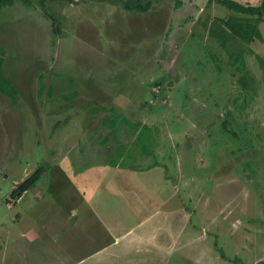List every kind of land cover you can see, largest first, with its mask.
Here are the masks:
<instances>
[{"label": "rangeland", "instance_id": "374dc122", "mask_svg": "<svg viewBox=\"0 0 264 264\" xmlns=\"http://www.w3.org/2000/svg\"><path fill=\"white\" fill-rule=\"evenodd\" d=\"M150 1L144 11L125 0L0 5L2 70L17 89H0V264L47 263L52 255H38L44 245L25 232L67 225L71 183L58 162L71 166L77 152L87 162L117 159V147L123 162L146 161L153 149L149 159L178 181L193 176L185 208L209 239L160 264H229L222 253L264 264V21L263 39L250 40L221 18L255 14L218 0ZM88 218L78 232L95 226Z\"/></svg>", "mask_w": 264, "mask_h": 264}, {"label": "crops", "instance_id": "0c3cea01", "mask_svg": "<svg viewBox=\"0 0 264 264\" xmlns=\"http://www.w3.org/2000/svg\"><path fill=\"white\" fill-rule=\"evenodd\" d=\"M77 153L71 166H65V158L58 162L63 177L71 183L73 206L67 205V225L56 231L25 232L31 242L44 245L38 255H52L45 264H160L171 253L186 250L187 244L191 243L188 249L193 251L194 242L209 239L206 232L193 227L199 223L185 208L187 185L193 176L183 174L178 181L170 165L149 159L153 149L142 152L146 161L133 164L122 161L125 153L118 147L109 153L117 159L98 162L82 161V154ZM80 217H89L95 226L78 232ZM193 231L202 234L196 241ZM223 258L229 264L241 261L239 257Z\"/></svg>", "mask_w": 264, "mask_h": 264}, {"label": "trees", "instance_id": "16d2710c", "mask_svg": "<svg viewBox=\"0 0 264 264\" xmlns=\"http://www.w3.org/2000/svg\"><path fill=\"white\" fill-rule=\"evenodd\" d=\"M133 1V2H132ZM6 2H12V0H0V5H4ZM25 3L29 4L28 0H24ZM219 4L228 7L232 11L234 10L240 14L256 15V18L253 21L246 19L247 17H236L228 16V18H221L224 21L226 26L230 29L231 33L234 35H239L240 37L247 39H254V37H258V39L262 40L263 36L258 27V22L264 21V0H261L258 5L251 4H243L238 0H218ZM151 1L147 0L146 3H142L141 0H125L124 8L127 10H138L144 11L147 10L150 6ZM222 36L226 37L223 33ZM4 57H0V89L11 96L17 95V89L12 85L10 77L4 74L2 70V63ZM262 65L264 67V60L262 59ZM39 169L35 170L31 175L26 177L23 181H21L16 187L13 189L11 195L12 198H20L24 191H26L31 185H33L40 177ZM222 256L225 257L224 253ZM239 259H235L234 261H238Z\"/></svg>", "mask_w": 264, "mask_h": 264}]
</instances>
